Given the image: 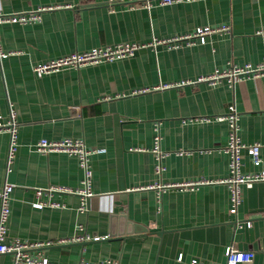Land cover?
Segmentation results:
<instances>
[{
    "label": "crops",
    "instance_id": "0c3cea01",
    "mask_svg": "<svg viewBox=\"0 0 264 264\" xmlns=\"http://www.w3.org/2000/svg\"><path fill=\"white\" fill-rule=\"evenodd\" d=\"M39 8L49 9L36 22L0 25L8 54L0 59V117L11 106L18 130L10 167L9 135L0 133V189L13 185L7 239L45 244L28 253L51 264H223L228 246L253 253L243 264H264V182L242 187L229 212L221 182L229 174V126L217 119L235 109L239 139L260 145V165L243 151L242 170H264V76L197 81L264 60V0L152 1L150 8L141 0H0L1 13ZM222 25L231 33L204 44L168 42ZM119 44L145 47L112 62L33 72ZM65 138L103 150L90 156L92 196L83 209L74 193L83 177L77 158L35 149L41 139ZM191 181L200 183L182 186ZM12 263L0 254V264Z\"/></svg>",
    "mask_w": 264,
    "mask_h": 264
},
{
    "label": "built area",
    "instance_id": "2783aa9c",
    "mask_svg": "<svg viewBox=\"0 0 264 264\" xmlns=\"http://www.w3.org/2000/svg\"><path fill=\"white\" fill-rule=\"evenodd\" d=\"M152 1H156L160 5H167L179 2H192L195 0H141L142 6L150 8ZM49 8H39L29 12L22 13H1L0 12V25L3 23H18L28 24L36 22L40 19V12ZM215 33L230 34L231 30L228 26H203L197 27L194 32L179 36L169 40L170 43H177L185 41L187 44H192L194 40L199 41L201 44L205 43L207 36ZM167 41H158L156 43H166ZM144 45L139 44H119L115 46L92 48L85 52H74L66 56H62L56 59L46 61L41 64H37L33 67V72L36 76L41 77L45 74L58 72L66 68H80L82 66L99 64L105 62H112L121 58L129 57L134 52ZM8 54L5 53L1 47L0 40V59L5 58ZM264 76V60L258 64H244L243 66H237L234 64L228 65V67L221 72H215L206 77H201L197 81L210 82L214 84L216 81L226 79L228 82L239 81L244 78H256ZM218 120H225L229 126V137L226 146L223 148L224 152L229 157V174L222 183H225L230 193V213H235L238 205L241 203L242 187H250L254 183L264 182V170L245 173L242 170L243 161L242 154L246 151L251 157L253 165L259 166L261 163L260 158V145L244 144L238 137L237 121L238 116L234 108H231L230 112ZM6 132L9 135V148L6 157V164L8 167L13 162L17 147H18V130L15 113L12 107H9L8 116L3 120L0 117V133ZM35 149L40 154H48L52 152L65 153L71 156H75L78 160L79 167L83 172L81 180V187L74 193L81 197V207L84 208L85 201L92 196L90 190L92 182V170L90 166V156L94 153L103 152V150L89 149L82 139L65 138L62 140H47L41 139L36 145ZM200 182H186L182 184L186 188H194L199 185ZM13 189V185L5 184L0 189V254H11L13 257L12 264H51L46 258L39 255L29 254L28 251L35 247L44 246L43 244H30L23 242L19 239H7L8 226L7 221L10 213V194ZM48 191H55L53 188H49ZM66 190L65 192H68ZM71 192V191H69ZM39 196L40 191L37 193ZM40 206V204H37ZM82 239V238H80ZM89 239V238H85ZM97 240L98 238H92ZM84 240V239H82ZM46 245H50L49 243ZM225 262L223 264H243L249 263L253 259V253L242 252L236 250L230 246L225 249ZM179 260L181 257L178 258ZM78 264H116L112 261H102L99 263H93L87 260H81ZM190 264H204L197 260H191Z\"/></svg>",
    "mask_w": 264,
    "mask_h": 264
}]
</instances>
